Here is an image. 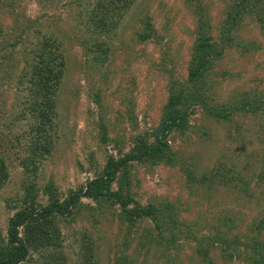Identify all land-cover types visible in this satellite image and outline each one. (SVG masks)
Wrapping results in <instances>:
<instances>
[{"label":"rangeland","instance_id":"obj_1","mask_svg":"<svg viewBox=\"0 0 264 264\" xmlns=\"http://www.w3.org/2000/svg\"><path fill=\"white\" fill-rule=\"evenodd\" d=\"M96 1L2 0L0 4V25L9 40L3 44L8 45L7 50L12 51L19 64L15 74L4 82L0 80V142L5 143L10 132L17 133L24 127L25 122L16 119L24 95L17 81V67L22 66L23 58H28L26 51L33 32L55 39L64 51L63 74L53 88V149L35 176L40 188L53 183L60 201L67 200L70 193L92 179L108 155L116 157L117 153L127 152L134 135L150 132L158 124L167 95L166 78L185 77L189 61L195 1L136 0L114 32L108 34L94 33L88 21L87 13ZM201 5L213 34V28L223 19L222 0H201ZM143 16L149 18L154 30L152 38L144 42L138 38ZM20 28L23 32L18 31ZM258 31L253 21L244 17L240 36L256 38L253 45L259 47L246 54L231 50L216 65L217 70L229 73L216 91L222 100L233 91H246L264 99V40ZM96 42L101 44L98 49L94 47ZM188 124L184 134L173 132L167 143L179 155L193 158L199 173L208 178V190L186 187L184 175L176 167L151 168L139 163L129 170L130 193L142 204L160 196L170 202L180 198V208L186 202L188 216L197 220L202 229L227 223L234 231L247 230L264 213V112L235 117L234 125L239 129L233 126L228 135L221 129L226 125L215 124L200 111L189 116ZM10 161L7 160L9 179L0 191L3 236L16 205L12 199L19 193L20 170L15 168L10 173ZM47 194L39 192V203L48 201ZM6 202L11 206L5 207ZM80 203L76 221L66 217L61 225L66 264L78 263L80 243L75 238L85 233L95 243L92 251L99 264H112L113 255L128 245L132 250L139 233L132 235L126 230L119 208L102 205L101 210H96L95 204L84 197ZM143 225L142 222L139 228ZM82 229V235L74 236V230ZM181 245L180 257L192 255L191 264H197L193 243L182 240ZM130 251L127 254L132 255ZM213 254L216 264H225ZM31 257L27 264H35L40 256ZM133 259L134 264H141Z\"/></svg>","mask_w":264,"mask_h":264},{"label":"trees","instance_id":"obj_2","mask_svg":"<svg viewBox=\"0 0 264 264\" xmlns=\"http://www.w3.org/2000/svg\"><path fill=\"white\" fill-rule=\"evenodd\" d=\"M135 1L97 0L87 13L93 32H114ZM193 1L196 3L193 11L196 18L185 77L170 75L166 78L167 95L158 124L150 132L134 135L133 145L127 152L117 153L116 157L108 155L100 171L64 201L59 200L53 183L40 188L35 179L40 163L53 149V88L63 74L64 51L55 39L42 35L40 31L33 32L31 46L26 51L28 58H23L22 66L17 67V81L24 95L16 119H22L24 127L17 133L10 132L5 143L0 142V191L9 179L7 160L11 159L10 173L15 168L20 170L19 193L12 199L16 205L7 219L5 235L0 232V264H27L32 261L33 254L40 256L35 264H66L68 257L63 250L65 238L60 232L61 225L66 222V217L72 222L79 217L81 197L90 199L96 210H101L102 205L119 208V218L125 223L126 230L132 235L139 233L132 250L127 248L129 245L118 250L113 255L112 264H134L133 258L141 264H191L192 255L180 257L182 240L193 243V258L197 264H216L211 253L225 264H264V213L241 233L227 223L222 227L202 229L197 220L188 216L186 202L184 206L182 203L183 209L180 208V198L170 202L160 196V199L142 204L129 191V170L139 163L151 168L176 167L184 175L186 187L208 190L205 187L208 178L199 173L193 158L179 155L178 150H172L168 145L171 134H184L189 128V116L196 111L217 125H226V128L221 127L226 135L239 129L234 125L235 117L264 112V99L246 91H233L224 100L216 93L223 78L229 76L226 71L216 68L224 55L231 50L246 54L259 47L253 45L256 38H241L239 30L244 17L253 21L264 40V0H230L228 3L222 0L223 19L213 28V34L201 0ZM141 23L138 38L144 42L152 38L154 30L148 17L143 16ZM3 30L0 25V80L4 82L15 74L14 69L19 64L12 51L7 50L8 45L3 44L9 41ZM19 30L23 32L21 28ZM34 34L37 35L34 37ZM94 45L96 49L101 46L97 42ZM39 192L43 195L49 192L46 203H39ZM9 206L11 204L6 202L5 207ZM142 222L144 225L139 228ZM79 223L82 224L80 220ZM83 232L84 229L74 230L73 234L82 235ZM85 234L75 238V242L80 243L77 264H99L92 251L95 243ZM128 251L132 255L127 254Z\"/></svg>","mask_w":264,"mask_h":264}]
</instances>
